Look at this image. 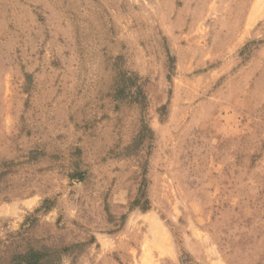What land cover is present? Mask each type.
<instances>
[{
	"label": "rangeland",
	"instance_id": "1",
	"mask_svg": "<svg viewBox=\"0 0 264 264\" xmlns=\"http://www.w3.org/2000/svg\"><path fill=\"white\" fill-rule=\"evenodd\" d=\"M29 248L264 264V0H0V264Z\"/></svg>",
	"mask_w": 264,
	"mask_h": 264
},
{
	"label": "trees",
	"instance_id": "2",
	"mask_svg": "<svg viewBox=\"0 0 264 264\" xmlns=\"http://www.w3.org/2000/svg\"><path fill=\"white\" fill-rule=\"evenodd\" d=\"M132 82L129 87L135 86L136 82L133 79H130ZM121 87L118 89V96H121L122 92H125L126 86L123 83ZM137 98H145V94L141 88H138L136 91ZM123 96V95H122ZM140 100V99H138ZM138 205V203H136ZM143 207V206H141ZM144 209H148L149 207L145 205ZM60 260V256L58 255V250H41L35 248H29L24 252L17 253L14 257V264H58Z\"/></svg>",
	"mask_w": 264,
	"mask_h": 264
}]
</instances>
